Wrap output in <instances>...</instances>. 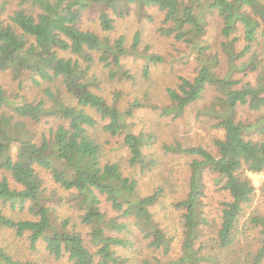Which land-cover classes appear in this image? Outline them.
<instances>
[{
	"label": "trees",
	"instance_id": "obj_1",
	"mask_svg": "<svg viewBox=\"0 0 264 264\" xmlns=\"http://www.w3.org/2000/svg\"><path fill=\"white\" fill-rule=\"evenodd\" d=\"M7 1L0 2V71H11L17 78L26 74L34 84L47 85L45 97L38 101L17 100L0 89V229L26 239L30 253L41 252V244L48 259H66L70 264H131L132 258H136L135 264H263L264 214L251 218L260 228L258 247H242L236 252L233 247L243 205L256 190L249 173L264 171V62L260 58L264 55V0H17L19 7L5 18ZM94 4L101 7L99 19L105 31L114 28L110 12L124 16L137 6L143 15L147 8H156L164 15L163 34L187 38L197 50L202 63L197 75L181 77L177 87L168 88L170 104L161 107L163 115L182 116L188 106L202 99L208 86L220 93L210 108L203 110L225 132L214 139L216 152L203 146L173 147L196 156L190 164L188 193L175 203L184 209L180 257L169 259L173 239L151 211L164 194L163 187L141 195L139 179L126 172V168H139L145 173L158 164V159L146 152L153 135L135 134L129 121L137 108L153 103L145 94L120 108L93 89L97 84L90 75L97 62L111 78H132L124 59L134 54L145 59L143 72L149 77L151 66L163 58L149 51L139 53L138 33L127 48L124 36L111 41L107 35L82 28V13ZM213 15L221 19L226 36L242 26L246 42L239 52L235 47L239 37L223 44L231 66L225 76L213 69L217 57L206 54L209 46L202 45ZM244 57L237 66L236 60ZM249 67L259 68L258 83L237 86L241 81L231 78L232 71ZM238 105L256 111V118L249 123L237 121ZM43 119L54 123L48 135H38L33 125ZM102 132L120 140L105 143L126 147L128 155L123 160L127 164L106 158L108 147ZM39 168L49 171L58 188L69 191V200L82 209L79 219L89 229L88 239L83 227L69 216H61L50 203L60 202L62 197L58 188L46 193ZM205 175L230 196L220 202L215 217L206 210ZM11 178L21 187H14ZM99 195L105 196L117 216L108 217ZM5 207L16 212L14 216ZM134 237L148 240L155 254L133 256ZM22 252L0 243V264H45L24 253L26 248Z\"/></svg>",
	"mask_w": 264,
	"mask_h": 264
},
{
	"label": "rangeland",
	"instance_id": "obj_2",
	"mask_svg": "<svg viewBox=\"0 0 264 264\" xmlns=\"http://www.w3.org/2000/svg\"><path fill=\"white\" fill-rule=\"evenodd\" d=\"M2 1L4 0H0V2ZM7 5L8 8L4 16L5 18L14 9L19 7V2L17 0H9L7 1ZM100 9L101 7L99 5L94 4L85 10L82 13L81 27L95 31L101 36L107 35L111 41H114L119 36H124L126 38L125 45L127 48L132 47L135 36L138 33L140 42L137 51L139 53H144L145 51L153 52L163 58L161 62H157L151 66L149 77H146L143 72L145 59L134 54H128L124 59L125 68L133 76L132 78H111L103 64H98L97 62L92 68V71H90V75L98 85L93 86V89L105 96L109 102L117 104L120 108L126 107L128 103L136 98L143 99L145 94L148 96L147 101L153 103L150 106L137 108L129 121L133 124L135 134L144 132L153 135L154 141L150 147H147L146 152L158 159V164L151 171H146L145 173H142L139 168H126V172H131L139 179L141 195L151 194L157 187H163L164 194L151 211L154 213L155 221L158 222L167 236L173 239L169 259L177 258L183 253L184 209L177 208L175 203L185 198L188 193V182L191 173L190 164L196 156L176 151L173 147L178 145L182 148L203 146L212 152H216L214 139L222 138L225 132L223 128L216 126L217 120L211 118L208 114H204L203 110L209 109L211 103L220 93L215 87L208 86L202 99L188 106L182 116L174 117L163 115L161 107L170 104L167 95L168 88L177 87L181 77L193 79L197 75L199 67L202 65L197 50L193 48L187 38L177 39L175 33L171 35L163 34L161 29L166 26L163 22L164 15L156 8H147L146 13L143 15L139 13L137 6H133L130 9V13L124 16H118L110 12V16L114 19V28L110 31L103 30L100 24ZM222 29L223 24L221 19L217 15L211 16L209 18L207 33L203 36L204 40H202V45L209 46L206 54L216 55L217 57V62L212 64L213 69L221 76H225L231 70V66L226 50L223 49V44L228 43L237 36L240 40L235 44V47L239 52L243 49L246 42L244 41L242 26L231 36H226L222 32ZM260 56L263 64L264 55L260 54ZM245 59L246 57L236 60L237 66ZM258 69H252L250 67L242 70L236 69L232 71L231 78L241 81L237 86L246 82L257 84L261 75ZM45 85L47 84L42 83L40 86L34 84L26 74L22 78H17L11 71H0V89H3L12 98H17V100L22 98L27 101H38L42 97L44 98L45 92L43 89ZM4 109L10 112L8 107L5 106ZM257 114L256 111L250 110L245 105H238L236 120L249 123L256 118ZM52 124L54 123H49L48 120L43 119L33 125L38 135L42 133L48 135L49 128ZM33 125H30V127H33ZM101 135L104 143L107 140L112 143L120 142L118 138L112 139L103 132ZM252 136L260 138L258 135ZM105 145L108 147L107 159L109 157L116 161L122 160L123 163L127 164V161L123 160L128 155L126 147L109 143H105ZM111 146L116 148L113 149ZM16 151L17 147L15 146L13 147V153L15 154ZM38 170L43 181L42 187L46 188L48 190L46 193L50 195L52 190L58 188V186L53 181L49 171L41 168ZM2 176L3 173L0 172V177ZM249 176L256 190L252 199L243 205L237 226V241L233 247L235 252L239 251L242 247L245 250L251 249L252 247L257 248L261 236L260 228L254 226L251 218L255 215L264 214V191L262 189L264 171L260 173H249ZM204 180L207 184V194L205 196V202L207 204L206 210L209 216L215 217L221 207L220 202L229 200L230 196L218 190L210 176L205 175ZM11 183L14 187H21L12 178ZM58 193L62 197L60 202L58 200H52L50 203L57 207L61 216H69L72 221L77 222L80 227H83L81 228L82 233L88 239L89 229L81 224L79 219V214L83 212L82 209L74 203V200H69L71 199L69 197V191L58 188ZM99 197L101 200L100 206L103 211L108 213V217L117 216L118 212L112 209L110 202L106 200L105 196L99 195ZM4 209L8 210L6 207ZM8 213L14 216L16 212L11 213L9 209ZM110 232L114 233L112 231ZM134 240L136 251H132L134 253H132L133 256L139 257L141 255L155 254L152 247L149 246L148 240H142L137 237H134ZM26 241V239L17 237L14 231L0 229V243L2 245L9 243L16 253L22 254L23 249L26 248V252L24 253H27L30 258L44 261L45 264H70L66 259L62 261L48 259L47 255L43 254L45 250L41 244L39 245V248L42 250L41 252L33 251L30 253V250L27 249L28 243ZM129 252L130 250L124 251L126 254ZM132 259L133 262L131 264H135L136 260L134 259L136 258ZM206 264L212 263L206 262Z\"/></svg>",
	"mask_w": 264,
	"mask_h": 264
}]
</instances>
